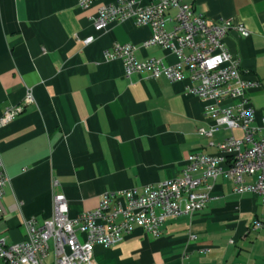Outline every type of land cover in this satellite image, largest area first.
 Segmentation results:
<instances>
[{"label":"crops","instance_id":"obj_1","mask_svg":"<svg viewBox=\"0 0 264 264\" xmlns=\"http://www.w3.org/2000/svg\"><path fill=\"white\" fill-rule=\"evenodd\" d=\"M98 0L86 10L77 0H0V117L31 90L34 102L0 129V154L9 184L0 198V238L25 239L23 223L53 217V197L61 194L69 217L97 208L105 193L158 185L178 177L190 154H217L209 145L241 130H228L205 115V103L189 92L191 82L134 74L104 52L115 43L132 44L140 60L174 55L144 48L148 26L132 19L96 31ZM145 6L149 0H134ZM210 21H230L249 32L231 30L224 39L242 71L259 86L246 94L264 117V0H183ZM94 37L91 43H84ZM228 104V103H227ZM226 104V105H227ZM215 128L211 139L199 128ZM247 177L246 181H253ZM205 209L168 220L158 238L141 228L114 247L97 246L90 264H264V218L254 194H236L222 175L211 181ZM195 237V239L193 238Z\"/></svg>","mask_w":264,"mask_h":264},{"label":"built area","instance_id":"obj_2","mask_svg":"<svg viewBox=\"0 0 264 264\" xmlns=\"http://www.w3.org/2000/svg\"><path fill=\"white\" fill-rule=\"evenodd\" d=\"M96 1L77 0V4L86 10ZM126 19L151 28L144 48L169 50L176 63L167 64L156 58L140 60L134 45L128 43L113 44L104 52L105 58L121 61L126 78L145 74L169 82L190 81L189 92L205 103V115L225 129L241 130L242 137L209 142L216 146L217 154H190L176 178L141 189L105 193L96 209L76 219L69 217L65 197L54 195L52 218L41 224L33 218L25 220V239L21 242L9 243L0 238V264H90L97 246H117L136 228H141L146 236L158 238L166 221L205 209L211 199V181L222 175L232 181L234 193L257 195L264 204V117L257 125L256 110L246 94L259 83L242 71L239 58L224 43L235 28L245 37L249 32L230 21H210L183 0H149L145 6L134 0H118L100 6L92 20L95 30L103 31L109 23ZM93 39L88 37L84 43ZM33 102V93L28 90L21 105L4 111L0 129ZM216 131L201 127L197 133L211 139ZM247 177L254 180L247 182ZM8 184L0 154V198ZM252 229L264 230V218L254 220Z\"/></svg>","mask_w":264,"mask_h":264}]
</instances>
